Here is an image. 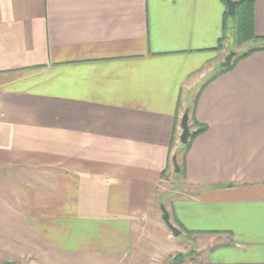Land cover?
<instances>
[{
  "label": "crops",
  "instance_id": "crops-1",
  "mask_svg": "<svg viewBox=\"0 0 264 264\" xmlns=\"http://www.w3.org/2000/svg\"><path fill=\"white\" fill-rule=\"evenodd\" d=\"M226 14L224 0H0V264L36 247L135 264L193 111L207 130L171 222L202 264H264V51L221 73ZM254 23L264 48V0Z\"/></svg>",
  "mask_w": 264,
  "mask_h": 264
},
{
  "label": "rangeland",
  "instance_id": "rangeland-1",
  "mask_svg": "<svg viewBox=\"0 0 264 264\" xmlns=\"http://www.w3.org/2000/svg\"><path fill=\"white\" fill-rule=\"evenodd\" d=\"M260 44L254 43L251 45L258 46ZM233 46V45H232ZM250 46L241 49L247 51ZM235 48H230V52ZM239 51V50H238ZM238 53V52H237ZM182 148L180 151V161L183 158ZM178 161V160H177ZM180 165V164H179ZM169 172L164 176V183L162 184V197L160 200L162 204L166 205L169 194L182 186V177L176 174L173 164L170 165ZM158 218L160 223L157 226L148 227L142 232V238L138 247L139 253H143L141 257L136 258L135 264H174V259L178 255L184 256V260L176 264H202L204 259V251L202 244L195 242L183 234L179 237H174L172 232L161 220V212L158 207ZM109 262V261H108ZM133 262V259L131 260ZM19 264H106L103 261H96L91 258H58L52 253L45 252L42 248H37L34 255H29L26 259H20ZM121 264H130L125 261Z\"/></svg>",
  "mask_w": 264,
  "mask_h": 264
},
{
  "label": "trees",
  "instance_id": "trees-1",
  "mask_svg": "<svg viewBox=\"0 0 264 264\" xmlns=\"http://www.w3.org/2000/svg\"><path fill=\"white\" fill-rule=\"evenodd\" d=\"M234 1L237 2L235 14L233 16L229 15L228 13L226 14V19H227L226 23H230L232 29L233 46L236 49H243L249 45L263 41L262 38H259L255 33V23H254L255 0H234ZM259 51H264V48L253 46L243 53L236 52L237 55L235 56L232 65L227 69H223L221 73H225L232 70L234 65L238 61L248 58L249 56ZM194 105L196 106V103ZM193 116H194V111L192 113L191 124H189L191 130V137L188 145L185 146L186 153L184 154L182 161L178 160V163L180 164L181 167V172L178 175L181 177H184L185 158L192 142L198 136L205 133L207 130L206 127L198 124V122L194 119ZM165 174L166 173L164 172V176ZM186 235L189 238L193 237L192 233H186ZM183 258L184 256L178 255L174 259V264L182 262L184 260ZM5 264H9V263H5Z\"/></svg>",
  "mask_w": 264,
  "mask_h": 264
},
{
  "label": "water",
  "instance_id": "water-1",
  "mask_svg": "<svg viewBox=\"0 0 264 264\" xmlns=\"http://www.w3.org/2000/svg\"><path fill=\"white\" fill-rule=\"evenodd\" d=\"M225 5H226V11L229 15L233 16L235 14V9H236V4L237 2L234 0H224ZM237 55L236 52L231 51L229 55L226 57L225 62L222 63V68L227 69L229 68L235 56ZM181 128H182V135L180 137V142L183 146L188 145L190 137H191V130H190V125H189V113L186 112L182 118L181 122ZM172 163L175 169L176 174H180L181 172V167L177 161V156H174L172 159ZM161 211H162V221L164 224L167 226V228L172 232L174 237H179L180 236V230L176 228L170 218V214L165 208L164 205L161 206Z\"/></svg>",
  "mask_w": 264,
  "mask_h": 264
}]
</instances>
